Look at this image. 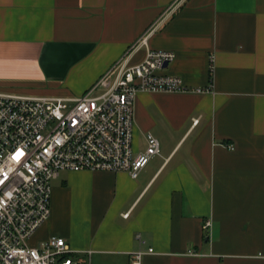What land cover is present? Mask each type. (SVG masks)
Here are the masks:
<instances>
[{"label": "crops", "instance_id": "crops-1", "mask_svg": "<svg viewBox=\"0 0 264 264\" xmlns=\"http://www.w3.org/2000/svg\"><path fill=\"white\" fill-rule=\"evenodd\" d=\"M143 38L203 92L138 94L133 150L151 134L160 154L135 179L61 172L31 245L61 237L90 264L148 248L142 264H264V0H0V93L81 96L141 62Z\"/></svg>", "mask_w": 264, "mask_h": 264}, {"label": "built area", "instance_id": "built-area-1", "mask_svg": "<svg viewBox=\"0 0 264 264\" xmlns=\"http://www.w3.org/2000/svg\"><path fill=\"white\" fill-rule=\"evenodd\" d=\"M146 41L138 45L146 48L141 62L122 59L81 96L0 93V264H90L91 252L81 255L64 238L30 243L50 217L52 181L61 172H124L137 178L160 154L151 134L143 152L133 150L137 95L203 92L188 90L181 79L165 74L164 64L175 55L150 50ZM152 252H132L129 264H142Z\"/></svg>", "mask_w": 264, "mask_h": 264}, {"label": "water", "instance_id": "water-1", "mask_svg": "<svg viewBox=\"0 0 264 264\" xmlns=\"http://www.w3.org/2000/svg\"><path fill=\"white\" fill-rule=\"evenodd\" d=\"M167 67V64H164V68H166Z\"/></svg>", "mask_w": 264, "mask_h": 264}, {"label": "trees", "instance_id": "trees-1", "mask_svg": "<svg viewBox=\"0 0 264 264\" xmlns=\"http://www.w3.org/2000/svg\"><path fill=\"white\" fill-rule=\"evenodd\" d=\"M210 79H211V71H210Z\"/></svg>", "mask_w": 264, "mask_h": 264}]
</instances>
